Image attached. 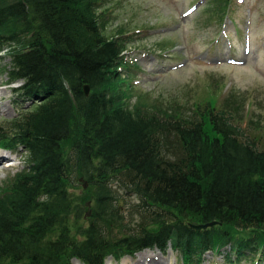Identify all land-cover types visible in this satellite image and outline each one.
Segmentation results:
<instances>
[{
	"label": "trees",
	"instance_id": "1",
	"mask_svg": "<svg viewBox=\"0 0 264 264\" xmlns=\"http://www.w3.org/2000/svg\"><path fill=\"white\" fill-rule=\"evenodd\" d=\"M99 1L0 0V51L21 81L0 146L27 152L0 186V264H105L169 245L184 264L228 245L227 264L264 261V142L210 100L132 106L127 30L104 34ZM230 1L213 2L221 21ZM80 177L87 194L76 201ZM116 181L141 198L138 223ZM88 207L87 222L72 219Z\"/></svg>",
	"mask_w": 264,
	"mask_h": 264
},
{
	"label": "rangeland",
	"instance_id": "2",
	"mask_svg": "<svg viewBox=\"0 0 264 264\" xmlns=\"http://www.w3.org/2000/svg\"><path fill=\"white\" fill-rule=\"evenodd\" d=\"M197 1H99L104 4L98 9L105 11L101 18L104 34L110 37L131 30L124 34V39H128L125 44L128 48L124 49L128 62L122 69L126 83L132 86L127 100L132 106L138 101H146L152 108L169 104L171 111L179 106V109L194 110L197 104L210 100L218 107L231 109L235 122L244 127L249 125L251 136L256 135L264 142V0H231L226 3L225 9L231 13L224 23L222 13L213 9L214 0H205L184 16L182 12ZM225 33L228 34L224 37ZM247 34L251 40L249 53L243 51ZM229 55H234L237 60ZM137 63L141 64L140 68ZM11 67L9 54L0 53V121H12L18 115L10 82ZM26 161L27 152L22 148L18 151L0 149V186ZM83 180L80 178L83 185L76 182V186L70 187L76 201L86 197ZM116 184L122 210L128 208V219L138 223L141 198L122 188L119 182ZM90 209L88 207L81 218L73 216L72 219L87 222L90 215L86 213ZM229 247H224L221 252H205L202 263L227 264L224 254ZM177 254L171 245L166 251L157 247L145 248L121 260L108 257L106 264H183ZM73 264L82 263L75 258ZM239 264H264V261L243 260Z\"/></svg>",
	"mask_w": 264,
	"mask_h": 264
},
{
	"label": "water",
	"instance_id": "3",
	"mask_svg": "<svg viewBox=\"0 0 264 264\" xmlns=\"http://www.w3.org/2000/svg\"><path fill=\"white\" fill-rule=\"evenodd\" d=\"M85 90H86V93H89V85L88 84L85 85ZM84 186H87V181H85ZM90 213H91V210H89L88 213H86V215H90ZM216 223H217V221L213 220V221H209L206 223H198V224H193V225L197 228H206V227L212 226Z\"/></svg>",
	"mask_w": 264,
	"mask_h": 264
},
{
	"label": "bare ground",
	"instance_id": "4",
	"mask_svg": "<svg viewBox=\"0 0 264 264\" xmlns=\"http://www.w3.org/2000/svg\"><path fill=\"white\" fill-rule=\"evenodd\" d=\"M86 93V92H85ZM147 258V257H146ZM80 262V261H79ZM153 263H155V264H160V263H158V262H152V263H149V264H153ZM138 264H140V263H138Z\"/></svg>",
	"mask_w": 264,
	"mask_h": 264
}]
</instances>
